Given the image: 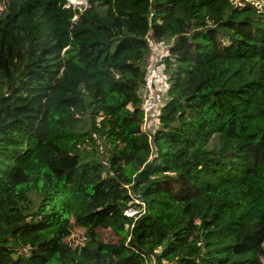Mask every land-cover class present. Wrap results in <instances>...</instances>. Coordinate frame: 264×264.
I'll return each instance as SVG.
<instances>
[{
	"label": "trees",
	"instance_id": "obj_1",
	"mask_svg": "<svg viewBox=\"0 0 264 264\" xmlns=\"http://www.w3.org/2000/svg\"><path fill=\"white\" fill-rule=\"evenodd\" d=\"M67 3L0 0V264H264V0Z\"/></svg>",
	"mask_w": 264,
	"mask_h": 264
},
{
	"label": "built area",
	"instance_id": "obj_2",
	"mask_svg": "<svg viewBox=\"0 0 264 264\" xmlns=\"http://www.w3.org/2000/svg\"><path fill=\"white\" fill-rule=\"evenodd\" d=\"M68 5L76 6L74 4L67 3V6ZM159 53L160 52L156 50L155 53H152L149 57L147 71L144 77V94L141 104L144 114V122L148 119L149 115H153L157 112L161 97H164L169 87L166 66L160 59ZM125 213L127 215H132L136 213V211L133 208H129Z\"/></svg>",
	"mask_w": 264,
	"mask_h": 264
},
{
	"label": "rangeland",
	"instance_id": "obj_3",
	"mask_svg": "<svg viewBox=\"0 0 264 264\" xmlns=\"http://www.w3.org/2000/svg\"><path fill=\"white\" fill-rule=\"evenodd\" d=\"M68 3L69 4H74L76 6H83L85 7L86 6V0H68ZM153 47L156 46V48H158L159 46L158 45H153ZM143 94V90H141V95Z\"/></svg>",
	"mask_w": 264,
	"mask_h": 264
}]
</instances>
